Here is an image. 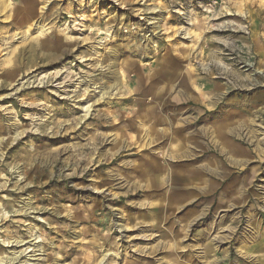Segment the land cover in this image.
Returning a JSON list of instances; mask_svg holds the SVG:
<instances>
[{
  "label": "rangeland",
  "instance_id": "374dc122",
  "mask_svg": "<svg viewBox=\"0 0 264 264\" xmlns=\"http://www.w3.org/2000/svg\"><path fill=\"white\" fill-rule=\"evenodd\" d=\"M0 188L3 261L264 264V0H0Z\"/></svg>",
  "mask_w": 264,
  "mask_h": 264
},
{
  "label": "bare ground",
  "instance_id": "6f19581e",
  "mask_svg": "<svg viewBox=\"0 0 264 264\" xmlns=\"http://www.w3.org/2000/svg\"><path fill=\"white\" fill-rule=\"evenodd\" d=\"M88 107H85L84 109V113L85 116H87L88 113ZM3 189V188H2ZM2 189L0 188V190L2 191ZM23 241H19V240H14L13 243H15V245L22 243ZM10 243V241L8 242V244ZM31 246H27L23 251H21L20 253H18V256H15L16 254H13L12 257L10 259H5V261H3L2 258H0V264H15V262L18 260V257L22 256L26 250H28ZM30 252V251H27Z\"/></svg>",
  "mask_w": 264,
  "mask_h": 264
}]
</instances>
